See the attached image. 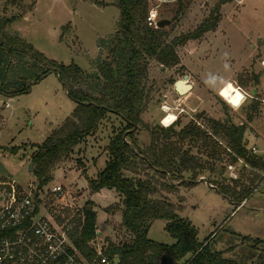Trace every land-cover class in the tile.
I'll use <instances>...</instances> for the list:
<instances>
[{
  "label": "rangeland",
  "instance_id": "rangeland-1",
  "mask_svg": "<svg viewBox=\"0 0 264 264\" xmlns=\"http://www.w3.org/2000/svg\"><path fill=\"white\" fill-rule=\"evenodd\" d=\"M222 1L185 0L182 7L178 4L163 9V19L171 21L165 27L170 40L195 31L216 10L220 21L214 29L177 48L180 63L176 67L163 68L155 61L150 62L151 93L143 120L149 128L158 125L166 128L162 121L172 113L177 130L194 123L209 133L213 132L212 119H228L237 125L247 123L248 146L254 145L257 148L254 153L264 157V70L259 65L262 62L259 55H264V0ZM0 16L15 17L9 31L18 33L47 58L66 65L74 63L89 73H96L97 64L108 54L102 41L116 32L120 11L116 0H18L16 5L0 0ZM225 63L229 65L227 70ZM209 74L222 78L224 84L218 80L210 87L205 83ZM186 75L194 88L185 98L196 93L204 103L199 109L184 105L181 100L185 95L176 90V83ZM227 81L247 93L248 99L239 110H233L220 95ZM260 85L262 93L254 94L253 90ZM75 107L55 73L33 84L27 93L15 97L0 94V162L9 171L3 176L23 186L35 182L34 173L30 172L35 146L60 127ZM165 107L169 109L165 111ZM248 116L253 117L251 122L247 121ZM124 126L120 117L108 114L86 141L55 167L53 180L42 186L48 205H54L52 209L66 219L81 216L84 206L90 203L97 212L100 246L108 240L120 243L131 238L121 224L122 196L108 189L94 194L88 186V180L97 178L105 169L108 145ZM135 135L142 148L149 145L150 132L143 126ZM222 145L225 147L224 140ZM184 147L204 161L212 162L218 172L204 171L192 187L179 186L174 192L160 190L155 197L167 198L175 212L198 230L199 242L210 243L213 251L224 252L225 258L239 263L259 262L260 255L264 254V172L258 176L242 162L231 164L226 156L223 161L214 162L207 158L209 149L201 142L194 145L188 140ZM13 148L18 151L13 153ZM230 177L244 186L256 185L239 206L215 188ZM56 184L66 188L62 197L49 194V189ZM165 224L164 220L156 221L149 231V239L168 245L175 243ZM185 261L167 258V264Z\"/></svg>",
  "mask_w": 264,
  "mask_h": 264
},
{
  "label": "trees",
  "instance_id": "trees-1",
  "mask_svg": "<svg viewBox=\"0 0 264 264\" xmlns=\"http://www.w3.org/2000/svg\"><path fill=\"white\" fill-rule=\"evenodd\" d=\"M17 1L7 3L16 5ZM116 6L120 11L117 30L102 41L108 54L97 64L96 73L74 63L66 65L47 58L18 33L9 31L15 17L0 16V94L15 97L27 93L33 84L55 73L76 104L64 123L35 146L31 157L34 176L40 187L53 180L55 167L66 161L108 114H114L125 126L108 145L105 169L97 178L89 179L88 186L94 194L108 189L122 196L121 224L131 238L120 243L108 240L106 255L112 260L119 259L117 264H167L168 257L177 261L186 259L184 264H244L225 258L224 252L213 251L210 243L199 242L198 230L192 223L181 218L167 198L155 196L160 190L174 192L179 186L192 187L204 171L218 172L212 162L184 147L188 140L194 145L201 142L209 149L207 158L214 162L223 161L226 156L231 164L242 162L257 175L264 172V157L248 146L247 123L237 125L228 119H212L213 132L209 133L194 123L177 130L175 122L166 128L160 125L149 128L143 120L151 93L150 62L155 61L163 68L179 65L177 48L217 27L219 12L211 13L195 31L170 40L165 28L155 29L146 23L145 0H116ZM252 118L248 116L247 121ZM140 126L150 132L151 141L144 148L135 135ZM17 151L18 148L12 149L13 153ZM227 179L215 188L237 206L249 198L256 186ZM89 204L84 206L81 216L72 219L71 238L92 262L95 251L91 243L100 233L96 226L97 212ZM158 220L166 221L165 230L175 243L168 245L149 239V231ZM252 264H264V254Z\"/></svg>",
  "mask_w": 264,
  "mask_h": 264
},
{
  "label": "built area",
  "instance_id": "built-area-1",
  "mask_svg": "<svg viewBox=\"0 0 264 264\" xmlns=\"http://www.w3.org/2000/svg\"><path fill=\"white\" fill-rule=\"evenodd\" d=\"M184 1L145 0L146 23L159 29L163 9ZM251 150L257 153L256 147ZM3 174L0 172V264H117L116 259L106 255L108 243L100 246L98 239L91 243L95 251L93 261L87 260L72 241V218L58 215L52 209L54 205H48L47 195L37 180L23 186ZM65 189L62 184H56L49 194L62 197Z\"/></svg>",
  "mask_w": 264,
  "mask_h": 264
},
{
  "label": "clouds",
  "instance_id": "clouds-1",
  "mask_svg": "<svg viewBox=\"0 0 264 264\" xmlns=\"http://www.w3.org/2000/svg\"><path fill=\"white\" fill-rule=\"evenodd\" d=\"M225 55H227V54H225ZM224 67L227 70L229 68V65L227 63H225ZM218 80H220V82L223 83L222 78L217 77L214 74H209V77L205 81V83L208 84L210 87H214L216 85V83H217ZM225 92L227 93V95L224 94ZM233 92L235 93L234 96L232 95ZM221 95L226 100V102L230 105V107L233 108V110H239V108L248 99L247 93H245L243 89H241V88H234L231 83H228L227 84L226 88L223 90V92L221 93ZM164 110L167 111V108L165 107ZM175 119H176L175 116L168 115L162 121V123L165 126H167L170 121H173Z\"/></svg>",
  "mask_w": 264,
  "mask_h": 264
},
{
  "label": "water",
  "instance_id": "water-1",
  "mask_svg": "<svg viewBox=\"0 0 264 264\" xmlns=\"http://www.w3.org/2000/svg\"><path fill=\"white\" fill-rule=\"evenodd\" d=\"M170 24H171L170 20L162 19L159 21L158 27L159 28H165V27L169 26ZM176 90L179 94H185V93L189 92L190 90H192V85L190 84V80H189L188 75L184 76L183 80L176 83ZM0 172L5 173V174L9 173L8 169L6 168V166L2 162H0ZM30 172L35 173V168H34L33 162H31V164H30ZM115 261H116V263H118L119 259H116Z\"/></svg>",
  "mask_w": 264,
  "mask_h": 264
},
{
  "label": "crops",
  "instance_id": "crops-1",
  "mask_svg": "<svg viewBox=\"0 0 264 264\" xmlns=\"http://www.w3.org/2000/svg\"><path fill=\"white\" fill-rule=\"evenodd\" d=\"M259 57H261V60H262V62H260V67L264 70V55H262V54H260L259 55ZM228 82V81H227ZM224 84V83H223ZM192 85V89L194 88V86H193V84H191ZM260 87H261V85L259 86V88H255L254 90H253V93L254 94H257V95H260L262 92L260 91ZM222 87H221V85H219L218 86V89L220 90ZM217 89V90H218ZM192 90H190L189 92H187V93H190ZM187 93H185V94H181V96H183V95H185V96H183V98H182V100H181V102L184 104V105H187L189 108H192V109H194V106H196L198 109L199 108H201L203 105H204V103H203V99H201L196 93H194V92H192V93H194L195 95H194V97L192 96H190V98H185L186 97V94ZM191 95V94H190ZM188 99V100H187ZM178 100V99H177ZM164 103L165 104H168V106H171V105H169V102L167 101V100H165L164 101ZM183 104H181V105H183ZM252 147H255L254 145L252 146Z\"/></svg>",
  "mask_w": 264,
  "mask_h": 264
},
{
  "label": "bare ground",
  "instance_id": "bare-ground-1",
  "mask_svg": "<svg viewBox=\"0 0 264 264\" xmlns=\"http://www.w3.org/2000/svg\"><path fill=\"white\" fill-rule=\"evenodd\" d=\"M228 83H231V82H228ZM228 83H226V84L224 85V87L220 90V95H221V93L223 92V90L226 88V86H227ZM231 84H232V83H231ZM232 85H233V84H232ZM233 87L236 88L234 85H233ZM224 94L227 95L226 92H225ZM234 94H235V93L233 92L232 95L234 96ZM221 96H222V95H221ZM167 109H168V108H167ZM170 115L175 116V115L172 114V113H171ZM175 120H176V119H175ZM175 120L170 121V122L168 123L167 127L171 126ZM163 125H164V124H163ZM164 126H165V125H164Z\"/></svg>",
  "mask_w": 264,
  "mask_h": 264
}]
</instances>
